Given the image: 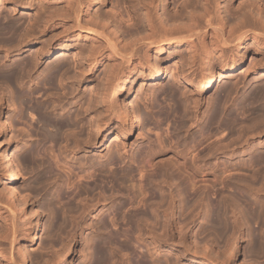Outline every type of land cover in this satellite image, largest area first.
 Instances as JSON below:
<instances>
[{
  "label": "bare ground",
  "instance_id": "obj_1",
  "mask_svg": "<svg viewBox=\"0 0 264 264\" xmlns=\"http://www.w3.org/2000/svg\"><path fill=\"white\" fill-rule=\"evenodd\" d=\"M86 1L77 0L76 4L71 2L75 7L70 8V12L68 11L70 9L64 11L66 12L64 14L67 12L69 14L55 20L53 18L55 11L50 12V6L46 9V5L36 4V0H0V15H4L0 16V81L7 86L11 84L14 87L23 88L29 81L31 82L47 56H53L56 52H60L57 56L60 59L51 65L48 64L49 66L47 65L39 72L36 75L38 80H33L34 83L30 87L27 85L29 87L27 92L32 94L38 91L41 86L47 85L50 86L51 96L52 89L56 90L57 88L58 91L62 88L60 84L63 85L65 81H68L74 85L72 89H75V94L86 83L87 88L91 90V96L84 101L81 99V103L74 102L81 105H78L79 110L72 113L65 107V104H60L61 106L59 103L55 104L54 101L59 98L56 97L53 105L50 106V114L42 115L37 120L40 123L38 134L48 141L50 139L54 144L55 142L62 143L65 140V145H69L66 143H69L71 138L74 140L73 146L75 145L77 150H104V147L107 146L108 152L105 155L103 153L100 159L102 163L97 164L100 162L97 158H86L83 165L88 173L79 174L78 172L75 174V179L86 178L89 180L93 178L94 181L100 175L102 176L100 179H110V182L120 180L117 184L121 183L123 186L122 183H125V180L120 179L119 169L115 168L117 171L110 172L108 167L111 168L112 164L113 166L119 164L120 160L123 162L125 158H127V163L130 162L131 166L121 168V174L124 173L125 178L130 180V184L127 187L124 186L126 189L123 191L116 189L117 192L110 193L111 196L101 191L105 195L104 203H101L102 193L97 190L98 193L100 192L99 196H96L99 201H96L95 204L97 207L101 206L98 212L100 216L111 210L112 213H109L112 216L110 218L111 226L119 229L118 224L123 223L122 225L125 224L127 227L124 225L126 229L118 231L116 229L111 232L108 230L110 227L107 217L98 215L99 221L93 224L95 231L98 232V237L93 245L94 250L91 254L93 259H90V264H117L116 262L120 258L123 260L120 264H136V261L137 264H179V260L192 264H238L236 260L242 252L245 259L248 258V261L245 260L242 264H264V261H260V258L264 256V153L256 152L264 145L250 146L251 140L259 136L264 137V84H258L250 90L247 89V93L238 96L241 81L237 76L232 85L222 81L223 78L234 76L231 71L242 66L249 52L256 54L252 58V67L250 66V68L264 75V3H261L263 0H241L239 3L244 1L245 4L243 5V2L238 6L234 5L233 0H161L162 2L167 1V3H163L160 11L156 0H125L131 21L130 27H135V31L132 32V29L129 31V25L121 26L124 33L127 34V36L124 35L126 37L124 44L119 43L121 39L118 42L117 39L115 40V34L117 35L118 31L114 34L113 32L116 30L113 29L112 34L115 37L109 39V35H107L108 39L104 42L107 47H104L105 45L103 46L99 40L101 39L99 35H102L103 32L92 28L93 24H90L91 27H89L87 25L89 22L83 23V16L84 18L91 17L93 12L91 15L90 11L94 10L96 4L95 0H88L87 9L84 11L82 3ZM112 1L114 3V0ZM103 2L106 3L107 0H103ZM169 2L174 3L173 9H170ZM4 5L5 7L10 6L9 8H12L11 11L14 13L22 10V17L15 20L14 16L15 19L9 17L10 15L7 16L12 13L11 11L6 15L1 14ZM116 7V5L110 7L111 13L113 15L121 14ZM94 15H96L95 20H101V18L98 20L100 15ZM55 16H58V13ZM95 20L93 22H97ZM103 35L106 34L103 33ZM250 40L252 44H248ZM120 44H122L121 47H119ZM32 48L33 51H31ZM184 48L187 49V54L184 52ZM107 49H109V55L112 52L119 56V59L114 61L118 63L119 67L121 64L123 68L118 67L119 70H116L114 66H117V63L115 64L113 61L115 65L111 64L115 69L110 65L107 76L103 75L105 79L100 80L85 70L91 72L93 70L92 63L99 64V58L106 56L104 54ZM153 50L157 54L154 60L150 56V52ZM27 51L32 53L22 56ZM71 51H74L72 53L75 57L74 61L72 60L73 64L70 61L68 64V61L64 60L67 59V55ZM167 51L169 52L166 54ZM172 60L174 64L168 66L166 78H172L178 87L168 83L164 88L154 89L149 94V103H144V107L151 113V118L146 120V126L149 128L148 131H153L154 135L156 134V138L151 139L152 135L149 136L147 131L140 132L143 121L141 122L142 107L137 105L139 102L134 103L136 102L134 100L132 103L135 105H129L130 101L127 103V100H124V95L132 91L130 77L134 76V69L140 67L145 73L148 72L151 79L162 80L166 71L164 65ZM6 61L10 62L9 66L5 68L3 64ZM125 68L127 73L122 79L119 73ZM250 68L248 67L247 70ZM104 77L99 78L103 79ZM216 82L222 85V92L207 102L204 99L205 90ZM40 84L43 85L38 87ZM57 84L60 85V88L57 87ZM55 90V95L58 96ZM62 91H60L61 98H63ZM146 91L144 90L141 95ZM0 92V103H3L5 94ZM27 95L22 93L19 99L27 102ZM110 96L113 99L116 98L119 105V109L116 108V111H114L116 102L113 103ZM120 97H123V100ZM142 97L140 98L142 99ZM231 97L232 99L237 98L231 103ZM145 98L147 97L145 96ZM162 98L166 100V106L162 103ZM64 101L62 100L63 103ZM252 103H256L258 106L254 108V111L251 109L255 115L250 120H253L252 124H248L249 120L245 121L246 123L240 120L237 112H247L246 110ZM232 105L234 106L233 111L229 109ZM135 106L138 107L135 108ZM35 108L38 110L37 107H33V109ZM81 108H84V113L86 112L90 116L89 120L86 119V115H83ZM51 111H57V113L51 115ZM167 121V124L169 121L172 122V131L169 128H166L167 132L161 130L164 128L163 122ZM16 123L12 121L9 113L4 115L0 112V150L6 146L3 149L4 153L0 156V164L8 174L7 183L12 185V189L8 193L12 198L19 194L16 185L13 186L18 181L19 169L17 170L18 166L16 165L18 164L12 158L14 154L12 147L16 145L12 143L16 141L20 143L21 138H18L17 134L8 136V132L10 127ZM30 133L32 134V132ZM30 133L26 135L32 139ZM136 136H138V140H141L139 147L137 145L139 151L132 152L129 156L127 150L136 149H129L128 142ZM66 139L69 142H66ZM110 139L112 141L108 144ZM6 143L7 145H5ZM111 150H116V156L113 158H110ZM247 150L253 155L247 156L248 158L243 161L230 160L228 162L226 160L227 158L233 159L238 152L241 154ZM78 162L82 163V160ZM80 165L82 166V164ZM88 168L93 170L90 172ZM242 169L251 172L246 173L244 170L242 171L244 173H241ZM69 171L72 172L71 168ZM136 171L138 172L137 178ZM74 172L73 175L69 174L74 176ZM40 174L36 177L35 186L33 184V188L36 187L39 191L44 177V174L42 176ZM72 176H67L68 184L75 181ZM124 176L121 177L124 178ZM54 178L50 179V181L52 180L50 183L54 182ZM47 179L46 177L45 181ZM127 181L126 183H129ZM42 186L43 184L41 188ZM59 187L58 190H61ZM89 188L94 187L89 186ZM81 191L79 192L82 194ZM107 195L108 198H106ZM63 196L66 195L62 191L57 198L60 199ZM87 198L90 200V196ZM61 200H65V198ZM111 202L113 203L110 204ZM81 203L83 205L80 207L73 206L74 204H62L61 208L58 207L60 210L55 212L56 216L49 223L53 231L64 230L68 226L65 215L69 212H73L74 216L75 212H80L78 214L82 218L89 207L94 205L89 204V206L83 200ZM107 206L108 208H106ZM127 209L132 212H130V216H128ZM38 210H34L35 213L31 212L34 215L31 214L33 216L28 217L27 224H24L25 231H22L25 232V235H19L21 246L19 247L22 253H19L22 257L19 259L22 260L21 264L30 262V252L26 253L28 249H25L24 245L26 244L23 243V245L22 242L27 239L26 237L32 239L36 237L43 218ZM16 216L13 215L7 224L2 222L5 224L3 232L2 228L0 229V238L2 235L4 236L5 232L7 237L11 235L15 237L21 230L19 219ZM73 224L78 227L82 225L77 219H73ZM132 230L135 231L139 241L147 239L151 245L146 247L148 257L138 256L136 261L133 260L134 263L131 261L132 258L129 260L132 247L130 248L131 243L129 244L128 239L130 234L134 233ZM59 232L58 234H60ZM189 232L192 233L193 243L191 244L187 243ZM144 236L145 238H143ZM69 242L66 243L69 244ZM2 244L0 241V256L4 257L8 250L4 246L2 247ZM65 245L67 246V244ZM68 246L62 247L60 253L54 254L55 256L59 253L56 255L59 258H55L54 261H52L54 256L51 257V254L53 263L51 261V263H47L56 264L61 260L66 261L64 256L67 255ZM169 255L174 256L175 260L171 261ZM162 257H165V262H162ZM15 258L11 251L7 260L13 261L14 264H20ZM47 260L50 259H46L45 262Z\"/></svg>",
  "mask_w": 264,
  "mask_h": 264
},
{
  "label": "rangeland",
  "instance_id": "obj_2",
  "mask_svg": "<svg viewBox=\"0 0 264 264\" xmlns=\"http://www.w3.org/2000/svg\"><path fill=\"white\" fill-rule=\"evenodd\" d=\"M75 1H77V0H73V1L72 0H36V2H37L36 4L39 3L42 6L46 5L45 6L46 9L50 6V12L51 11L52 12L55 11L54 12L55 14H54V17L53 18L55 20H58L59 18H64L66 15L69 14V12L71 11V9H73L75 7L74 4H73L74 6L72 5V3H74ZM95 1H96V4H95V7L93 8L94 10H91L90 11V14H91V12H93L92 13L93 15L91 14L93 16V19H92V16L91 15H89L91 17L88 16L91 19H89L87 17L84 18V16H83V19H82L83 20V23L85 22L84 24H87L89 22L87 24V25H89V27H91V25L93 24L94 26H92V28L94 27L99 32L101 31L104 34H106V35H103V33H102V35H99V38H101L102 40L98 38L101 41V43H103V46L105 45L104 42H106V40L108 39L107 35H109V39L111 37H112V39H114L113 37L116 36L115 40L117 39V42H118V40L121 39L119 41V43H124L125 44V41H126V39H125L126 37L125 36H127V34H126V32L124 33L123 28L121 26L123 24H125L127 26L129 25L128 26V28L130 29L129 31H131V29H132V32L135 31V27H133V26L130 27L131 26L130 25L131 24L130 23L131 21L129 20L130 17L128 15V13H127V4L125 3V0H122V1L121 0H114V3H112L113 2L112 0H107L106 3H104L103 0H95ZM156 1H157L156 4H158V10L159 11H160V8L162 9V5H164L165 3H167V1H164V2H162L161 0H156ZM240 1L241 0H233V3H234L235 6H238V5H241L244 2V1H242L241 4H240L239 3ZM76 3L77 2H75V4ZM261 3H264V0H263V2L261 1ZM244 4H245V2L243 3V5ZM69 5H70V7H69ZM86 5H88V0L86 2H83L82 3V9H84V11H86V9H87V6ZM112 5H116L118 7V8L116 7V9L118 11H120V13L122 15L119 14V13L113 15V13H111V11H110V7ZM169 6H170V9H173L174 8V3L173 2H169ZM4 7H5V5H4ZM4 7L2 9L1 14L4 13L6 15L7 13H11L12 12L11 11L12 8H9L10 6L9 7L7 6L5 8ZM68 9H70V10H68ZM98 9H100L99 10L100 13H99ZM66 10H68L69 12H67V14H64V13H66V12H64ZM96 11H97V13H96ZM101 11L102 12H105L106 11L107 13L105 12V13L102 14ZM21 13H22V10H19L17 13L12 12L11 14H7V16L10 15L9 17H12L13 19L16 18L15 20H18V18L22 17V15H23ZM57 13H58V16H55ZM13 14H15V15H13ZM18 14L21 15V16H19ZM59 14H60V16H59ZM94 14H98V15L101 16V17L99 16L98 20H100V18H101V20L103 19V20H105L107 22H105V21L103 22V20H102V22H100L101 20L100 21H97V19L95 20L94 18L96 17V15H94ZM2 16H4V15L2 14ZM103 17L104 18H107L109 20L104 19ZM94 20L97 21V22H93ZM108 21H109V23H108ZM118 26H120V27H118ZM113 29H115L116 31L114 30L115 32H113L112 31ZM112 32L114 34L117 32V35L115 34V36H114V34H112ZM102 36L103 37L105 36L104 39H103ZM249 43L252 44V41L250 40L248 42V44ZM103 46H102V48H103ZM121 46H122V44L119 45V47H121ZM104 47H107V46L105 45ZM183 50L187 54V51H186L187 49L184 48ZM31 51H33V48H32ZM72 52L74 53V51H71L70 52L71 54L68 53L67 59L64 60L66 62L68 61V64L70 62L73 64V61H74V57L75 56H74V54ZM168 52L169 51H167L166 54ZM29 53L31 54L32 52H29ZM29 53L27 51L22 56L30 55ZM59 54H60V52H56L55 55H53V56L52 55L47 56L44 59V62L42 64L40 70L36 74H34L35 76H33V78L31 79V82L29 81V83H27L26 86L23 87L24 89L22 87H20V86H15L14 87L11 84L10 85L8 84V86H9L8 87L7 84H3L4 82L1 83L2 81H0V91H2V93L4 92V94H5V101H6V102L3 101V103L2 102L0 103V112L2 114H4V115L5 114L8 115V113H9L10 116H11V118H12V121L14 123L17 122L16 124H14V126L10 127L9 132H8V136L13 135V134H17L16 136L17 137L19 136L18 138H21L20 143H19V141H16V142L12 143L13 145L16 144V145H14L12 147L13 148V152H14L12 158H13L14 162L18 164V165H16V166H18L17 170L19 169L18 170V173H19L18 181L15 184H13V186L16 185V189H18L17 190V193H19V194H17L14 198H12L8 194V193H10V190L12 189V185L7 183L8 174L4 170L3 165L0 164V211H1L0 212V216H1L0 217V224H2V225H0L1 226L0 229L2 228L1 230L3 232V226H4V224L5 223L6 224L9 223V221H10L9 219H11V217L13 215H15V216L17 215L16 217H17V219H19L18 220L19 221V227L21 229L20 231L17 232L18 234L15 235V237H13V235H11L12 237L11 236L7 237L6 232L3 233L4 236L2 235V237L0 238V241H1V243H3L2 244V247L4 246V248H7V250H8L7 252L9 254L6 253L7 254L6 255L7 257L6 256H4V257H1L0 256V264H14L13 261L7 260V258L10 257V252L11 251L13 253V258L16 257L15 259H17L18 262L21 264V261L22 260H19V259L22 258L21 257V254L22 253L20 252L21 251L20 250L21 249L20 248L21 246L19 244V241H20L19 239H20V236L25 235L24 234L25 233L24 232L25 231V227L24 226L27 224V220L29 219L28 217L33 216L34 214L31 213V212H34V210H37V209H39L38 211L43 215V218H42V221H41V224H40V229L37 231V235H36L35 238L32 239L30 237H26L27 239L22 242V244L23 243L26 244V245L23 244L24 247L26 246L25 249H28L26 251V253L28 254L30 252L29 253V255H30L29 256V258H30L29 264H45V263L48 264L52 260L51 257L54 256V254L56 252H59L60 253L62 251V249L64 247H67L68 245H69L68 246L69 247V250L67 251V255L64 256V258L66 259V261L61 260L60 262H58L56 264H90L91 263L90 259L91 260L93 259V257H91V254H92V252L94 250L93 249L94 248L93 245H95L94 242L96 243V240H97V237H98V232L95 231L93 224L95 222L99 221L100 217H105V218L107 217L106 219L108 220L109 227H110V229L108 228V230L112 232V231H115L118 228V227H115V226L114 227L111 226V223H110V220H111L110 218L112 217L110 215L112 213L111 210L110 211L109 210L106 211V213H104L103 216H100L98 214L99 210L101 209V206L100 207L95 206V204L97 203L96 201H99V198L96 197V196H99V193L101 191L103 193L105 192L104 194H108L109 195L110 193L117 192L116 189H121L122 191L126 189L127 185L130 184V180L125 178L126 176H124V173L121 174V168H124V167L126 168L127 166H131L130 165V162H128L129 164L127 163V158H125V160L123 159V162L120 160L119 161V164H117V165L114 164V166H113V164H112L111 165L112 166L111 168L108 167V169H109L110 172H113L114 170H116L115 168H117V170L119 169L118 172H119L120 179H122V180L124 179L125 180V183H126V180H128L127 182H129V183H126V185H125V183H122V184H124L123 186H121V183L120 184H117V182L120 181V180H114V181L110 182L109 181L110 179L109 180L100 179V178H102V176H100V175L97 176V178H95L94 181H96V182H94L92 180L93 178H91L89 180L86 179V178H84V179L83 178L75 179V174L78 173V172H79V174L88 173L87 170L85 169L84 165H83V163L86 161L85 159L88 158V157L89 158H92L93 157V158H97L98 161H100V159L102 158L101 156L103 155V153L105 155L108 152L107 146H106L107 149L104 147V150H77V148H75V145L73 146V143L75 144L74 140L71 139V138L69 139V137H68V139L70 140V142H69V140L66 139V142L67 141L69 142V143H66V144H69V145H65V140H63L62 143L61 142H55V144H54V142L52 143L50 141V139L48 141V139L46 140V139L42 138V136H40L38 134V131L40 129L39 128L40 127V123H38L37 120H39V118H41L42 115L44 116L46 114L47 115L50 114V106L53 105L52 103L56 99V97L57 98L59 97L57 99V101L58 100L59 101L57 102L55 100L54 103L57 104V105H58V103H59V105L60 104H65V107H67L69 111L71 110V113H72L73 111H77V109L79 110V108H80L79 106L81 105V104L79 105V103H74V102H77L78 101V102L81 103V101H80L81 99H83L82 101H84V100H87V98H90V96H91V93H90L91 90H90V88H87L88 86H86L87 85L86 83L83 84L81 86V89L79 90V92L75 94V92H74L75 89H72V87L74 88V85L72 83L68 82V81L67 82L66 81L64 82V84H63L64 86L62 84L58 83V84L61 85V86L60 85L59 86L62 87L63 89L62 88L61 89H58V91H57V88H56V90L55 89H52L51 90V93H52L51 96H50V86L43 85V84H40L38 87H40L41 85H43V86H41L39 88V90L36 89L38 91H35L32 94H30L29 92H27L29 90L28 88L33 85V83H34L33 80L37 79L36 78V75L39 72H41L44 68H46L48 64L51 65L54 61L60 59V58H57V56ZM107 54L109 55V49H107V52L104 54V56L106 55L105 57L102 56V57L99 58V60H100L99 64L95 65V63H92L93 70L91 72H89V70H85V71L86 72L88 71L87 72L88 74H90L92 76H95L96 78H98L100 80H104L105 77L108 74L109 67H111L112 64L115 65L117 63L115 61H117V59H119L118 58L119 56H116L112 52L110 53V55L112 57L110 55H109L110 56L109 57ZM112 54L115 55V57H113ZM156 55L157 54H156V52H154V50L150 52V56H151L152 60L155 59ZM255 56H256V54H254L253 52H249L246 55V58H245V60H244V62L242 64V66L240 68H236L235 70L231 71L232 74H234V76H231L229 78H223V80H222L223 83H227L229 85L230 84L232 85L234 83L235 77L237 76V78H239L238 80L241 81L240 82L241 83L240 84L241 86L239 87L238 96H242L243 94L247 93V91H248L247 89L250 90L252 87H254V86L258 85V84H261V85L264 84V75H262L263 73L255 72V71H253L250 68V66L252 67V58H254ZM113 61L115 62V64H114ZM9 62L10 61L4 62L3 66L5 68L8 67L9 66ZM173 64H174V61L172 60L171 62H168V63H166L164 65V67H166V71H165L164 79H162V80H153V79H151V77H149V75H148V72L145 73V71H143L142 68L137 67L136 69H134V76H131L130 77L132 79V81L130 82V84L132 83V91L129 94L127 92L124 95V100L125 101L127 100L126 101L127 103H128V101H130V103H128L129 105L139 102V104H137V105L139 107L140 106L142 107L141 108V110H142L141 122L143 121L142 128H140V132L141 133H145L147 131L146 133L148 135L150 134L149 136L152 135L151 136V139L152 138L154 139V137L156 138V136H155L156 134L154 135L155 132H153V131H148L149 128H148V126H146V124H147L146 123V120L147 119L149 120L151 118L150 117L151 116V113H150V111H148L149 109H147V108L144 107L145 106L144 103L145 104L146 103H149V94H150V92H152V90L157 89V88H158V90L161 89V88H164V87H166L168 85V83L169 84L172 83L175 86H177L176 82L172 78H169V77L166 78L167 68H168V66L173 65ZM114 67L116 68V70H119V68H123V66L121 67V64H120V67H119L118 63H117V66L115 65ZM114 67L112 66V68H114ZM248 67L250 69L247 70ZM123 71H125V74H123ZM123 71L119 73L120 76L122 77V79H123V77H125V75L127 73V69L125 68V69H123ZM231 72H227V73L230 74ZM121 73H122V75H121ZM103 75H105V77ZM147 75H148V77H147ZM99 77H104V78L102 79V78H99ZM37 80H35V81H37ZM158 82H159V84H157ZM58 84H57V87H59ZM66 84H67V88L68 89L66 88ZM249 86H251V87H249ZM221 87H222V85H220L219 82H216L210 88L206 89L205 90L204 99L208 102L210 99H212L214 97H217L222 92L221 91V89H222ZM146 89H147V91H146ZM54 90L57 92V95L58 96L55 95ZM62 90H65L66 92L65 91H62ZM70 90H72L74 93L72 91L70 92ZM144 90L146 91L144 94H145V96L148 99L145 98L144 94L141 95L144 92ZM60 91L63 92V98L64 99L61 98L62 97L61 96L62 93ZM67 91H68V93H67ZM20 92H21V94L22 93H26V95L28 93V95H27V102H24L21 99H19V98H21ZM28 96H29V98H28ZM140 97H142V99ZM110 98H112V96H110ZM120 98L123 100V97H120ZM236 98L237 97H234L232 99V97H231L230 99H232V100H230V102L232 103L233 100H235ZM115 99H113V103L116 102L115 105H114V111H116L117 109H119L118 108L119 105H118V103H117V101ZM62 100L63 101L65 100L64 103L62 102ZM134 100L136 102H134ZM161 101H162V103L165 106L167 105V102H166V100L164 98H162ZM132 102H134V103H132ZM11 103H12V105H11ZM13 103H15V106H13ZM252 104H254V103H252ZM252 104L249 105L250 108L248 107V110L250 111L249 113H248V110H246L247 112H244V113H247L245 115L241 111H239L241 113L237 112V115L240 117V120H242L244 122L245 121L248 122V120H249L248 124L253 121V120L252 121H250V120L252 119L253 115H255L253 113V111L255 110L254 108H256L258 106V104H256V103L254 105H252ZM60 106H58V107H60ZM115 106H117V107H115ZM138 106H135V108L138 107ZM33 107H37L38 110L36 108H35L36 110L33 109ZM232 108L234 110V106L233 105L230 106L229 109L232 110ZM83 109H82V111H83L82 113H83V115H86L85 116L86 119L90 118V116L87 115L86 112L84 113L85 110H83ZM56 113H57V111H54V112L51 111V115H55ZM57 115H59V114H57ZM171 118H173V117H171ZM170 120L172 121V119H170ZM115 122L116 121L114 120V124H115ZM155 123H157V121H155ZM167 123H168V121L166 123L163 122V125H164L163 127L164 128L162 126L161 127L164 130L161 129L162 131L167 132V129L166 128H169V130L172 129V122L169 121V124H167ZM15 125H16V127H15ZM263 127H261V128H263ZM21 128H25L24 129L25 131L22 130ZM48 130H50V128ZM30 132H32V134ZM67 132L69 133V131H67ZM168 132H170V131H168ZM27 133H30L31 134L30 136H32V139H30V137L28 135H26ZM235 134H234V136H236ZM67 136H68V134H67ZM110 141H112V140L110 139L108 141V144L111 143ZM140 141L141 140H138V136H136L133 139L129 140V142H128V148L129 149L130 148L136 149V150H127V154L129 156L132 154V152L134 153L136 151L137 152L139 151L137 149L139 147ZM260 144H262V146L264 145V137L262 138L261 136H259V137L255 138L254 140H251V142H250V146H255V145H260ZM5 145H7V143ZM64 145L67 146L66 149H65V146ZM137 145H138V147H137ZM68 146H69V148H68ZM70 146L72 147L71 149H70ZM5 147L0 150V156H1L2 153H4L5 150H3V149H5ZM256 152H258V153H264V146L258 148V150ZM251 155H253V153L247 150L245 153H241V154H240V152H238L237 156H235V158H233V159L227 158L226 160L228 162H230V160L231 161L237 160V162H239V161H243L245 158L247 159L248 157H251ZM25 156H27V157H25ZM114 156H116V150H111V157L110 158H113ZM81 160H82V163H79L78 161H81ZM0 162H1V160H0ZM98 163L100 164V163H102V161L97 162V164ZM80 164H82L83 167ZM63 166H64V168H63ZM67 167H69V168L67 169ZM70 168H71V171L72 172L69 171ZM88 169H90L88 171L91 172L94 169V166H93V169H91V168H88ZM85 170H86V172H85ZM244 170L245 169H242L240 172L241 173H244V172L250 173L251 172L249 170H245V171ZM73 171H75L74 172V176H72L73 175ZM242 171H244V172H242ZM50 172H51V175H50ZM39 173H41L40 174L41 176L44 174L43 176L45 177V178L43 177V179L41 181L44 187L42 186V188H41V185L42 184H40V189H41L40 191L38 189H36V187H34L35 189L33 188V184L35 186V183H36L35 181L37 179L36 177H37V175ZM69 173H72V175L69 174ZM137 173L138 172L136 171V178L138 177ZM68 174L74 178V179L72 178L73 180H75V181H73L74 184L73 183L68 184V182H69L68 179H67V176H69ZM237 175H239V174H237ZM51 176H52V178L56 177V178H54L55 180H53L54 182L57 180V177H58V180L56 181V183H54V182L53 183H50V182H52V180L50 181V179H52V178H50ZM121 176H124V178H122ZM46 177L48 179L45 181ZM92 183H94V184H92ZM76 184H77V186H76ZM89 186L90 187L92 186L94 188H89ZM124 186H126V187L124 188ZM58 187L61 190H58ZM99 187H100V190H99ZM101 187H102V189H101ZM8 188H10V189H8ZM85 190L86 191L88 190V191L86 192ZM97 190L100 191V192L98 193ZM113 190H115V191H113ZM62 191H63V194L66 195V196H63V198H60L59 197L60 199H58L57 197L60 195V193H62ZM79 191H81L83 195ZM88 193H89L88 196H90V200H89V198H87L88 197L87 196ZM103 193L101 194L102 197H103V198L101 197L102 198L101 199L102 202L100 200L101 203H104V200L103 199L105 198V195ZM80 195H82L83 197L80 196ZM92 195H94V196H92ZM108 195H107L106 198H108ZM84 196H85V199H83ZM110 196H111V194H110ZM93 197H95V198L92 199ZM64 198H65V200H61V199H64ZM96 198H98V199L95 200ZM213 199L215 200V198H213ZM82 200H83L84 203L85 202H86V204L88 203L87 205H89V204H92L93 205L94 204L93 207L89 205L90 206L89 207V210L83 215L82 218L79 217L80 214H78V213H80V212H78V213L75 212V216H74V213L73 212H69V214L71 213V215L66 214L65 217L67 219L66 220V223H67L68 226L64 230L63 229H60V230H63L64 231V232L61 231L64 236L61 234V232H59L60 230H56L57 231V234L59 232L60 234H58V235L59 236L61 235V237H59L56 234V231L55 230L53 231V229L49 226V223H50L51 219L54 216H56V213L55 212H57L58 209L60 210V208L63 205H69V204L73 205L74 204L73 206L76 205V207H78V206L80 207V206L83 205V203H81ZM84 200H86V201H84ZM91 200L92 201L94 200V201L92 202ZM112 203L113 202H111L110 204H112ZM177 205L179 206V203ZM58 207H60V208H58ZM96 207L98 208V210L96 209ZM106 208H108V206ZM132 210L133 209L131 208V211ZM126 211L127 212L129 211L128 212L129 213L128 216H130V214L133 212V211L131 212L130 209H127ZM127 212H126V214H128ZM31 214H33V215H31ZM69 216H71L72 218H70ZM7 218H8V220H7ZM73 219L79 220L80 221V225L82 224L83 226L81 225V226L78 227L77 225L75 226V224L72 225ZM2 222H5V223H2ZM122 224L123 223H121L120 225L118 224L119 229H117V231L118 230H123V228H125V226L127 227V225L124 224L125 225L124 226ZM88 226H90V227H88ZM22 230H24V231H22ZM132 231L134 233H131L130 234L131 236L128 239L129 244L131 243L130 244V248L132 247V249H133V250L132 249L130 250L132 252V254L129 252L130 253V255H129L130 256L129 257L130 259L129 260H131V258H132L131 261H133V260L136 261V259L138 258V256H140V257H142V256L148 257L146 247H148L147 245L151 246L150 243H149V241L147 239H146V241H144L145 239L142 240L143 242L142 241H139V239L136 236L135 231L134 230H132ZM134 234H135L136 237L133 236ZM191 234L192 233L189 232L188 235H187V243H189V244L193 243ZM5 235H6V237H5ZM72 236H73V238H72ZM143 238H145V236ZM66 242H69V244L66 243ZM146 242H148L149 244L146 243ZM65 244H67V246ZM233 245L234 244L232 243V246ZM19 253H21V254L19 255ZM59 253H57L56 255H58ZM50 255H51V257H50ZM55 256H54V258H53L52 261H54L55 258H59L58 256H56V257ZM169 256L171 258V261H174L175 260V259H173L174 256H172V255H169ZM45 258L46 259H50V260L49 261L47 260L45 262V260H46ZM260 259H259L260 261H264V256H262ZM161 260H162V262H165V257H162ZM245 260L248 261V258L245 259L244 253L242 252V253H240L238 255V258H237L236 262L238 264H242ZM118 261L116 262L117 264H120V263L123 262L122 258L118 259ZM183 262L184 261L179 260V264H192L190 262L189 263H185V262L183 263ZM133 263H134V261H133ZM136 264H137V261H136Z\"/></svg>",
  "mask_w": 264,
  "mask_h": 264
}]
</instances>
